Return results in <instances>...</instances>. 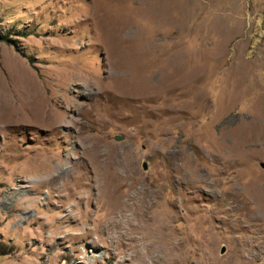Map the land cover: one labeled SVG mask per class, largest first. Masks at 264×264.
Here are the masks:
<instances>
[{"label": "rangeland", "instance_id": "1", "mask_svg": "<svg viewBox=\"0 0 264 264\" xmlns=\"http://www.w3.org/2000/svg\"><path fill=\"white\" fill-rule=\"evenodd\" d=\"M1 35L0 264H160L162 245L95 201L78 154L94 141L158 190L194 178L169 227L209 229L220 264H264V0H0ZM44 101L61 123L9 122Z\"/></svg>", "mask_w": 264, "mask_h": 264}, {"label": "bare ground", "instance_id": "2", "mask_svg": "<svg viewBox=\"0 0 264 264\" xmlns=\"http://www.w3.org/2000/svg\"><path fill=\"white\" fill-rule=\"evenodd\" d=\"M117 89H119L120 92L124 91L122 85H119ZM58 103L60 104V102ZM52 106H54L56 109L59 108V106H57V103L56 105H50V103L47 101H44L40 105L33 104V107H31V115H25L24 113H21L20 110L15 108L12 111L13 113L9 114L8 120L11 123H18L27 121V117L29 119L31 117L32 119H30L29 121L32 120L35 123L40 122L41 124H46L50 127H54L57 123H61L60 120H63V116H61V112H54V108H52ZM63 115H65V113ZM85 127L82 129V132L84 131L86 135L88 132V128ZM94 142L93 144L81 147L80 153L78 154L81 158H88V160L92 163L94 167L95 174L98 175V179L96 181V185H98V187L97 193L95 194L94 198L95 201L105 207V209L107 210V214H112L117 211L120 213L121 218L125 219V221L121 222L118 218L119 223L117 224L120 229H124V226L128 225L129 228L135 229V232L144 231L145 235H143L142 237H147L149 239L152 238V243H158L162 245L165 254L158 260V263L160 264H220L218 260L215 259V257L204 252V249L211 245V241L207 239L202 242L200 237L202 235H209V229L203 231L200 230L199 223L197 222H194L190 226L189 234L182 232L176 233L172 230L173 228L171 229V227H169L171 221V214H169V211L165 209L168 206V201H171L172 207L175 206V204L182 202V200L180 201L179 195H177L175 190L177 188H181L184 183L191 184L193 189L198 190V185H196V182L192 181L194 178L190 181L182 177V175L180 176L178 174L170 177V182L161 178L160 183L162 184V189L158 190L155 184L153 185V183H148L143 179H138L137 172L129 173L127 170L125 171L123 169V171H125L126 173L123 172L125 175H122V170L120 169L121 173H119L116 170L117 168H114L115 166H117L115 165V163H119V161L114 163L110 162V165H108L107 163L105 164L106 161L103 160V157L106 155H110L113 148L109 146H103L101 145L102 143L98 144ZM66 154L70 156L71 154L73 155L74 152L69 149L68 151H66ZM36 162L37 161L32 160V158H30L28 164L33 165ZM82 162L85 161L82 160ZM174 168L176 172L180 171L178 165L175 164ZM50 174L51 176L49 178L47 177V179L44 181V184L52 182L53 179L56 177L52 176V173ZM81 177H83V175H80V177L78 178L72 179L73 181H76L77 179L79 180V178ZM88 181L91 182L90 180ZM162 181L165 184H163ZM90 197L91 195L88 193V195H86L87 201L90 200ZM262 201L260 202L259 206L264 207V202ZM174 208L175 207H173V209ZM260 210L261 209H259V211ZM257 212H255L254 210L244 212V214L246 215L245 218L249 222V224H247L249 227L255 226L254 220L258 219ZM127 213L128 215L133 214L135 217H137L138 225L133 224V222L128 219L129 217L127 216ZM120 235L122 236V234ZM134 239H136L134 238V236L130 238L128 237L127 241L133 242ZM173 252H177L179 254V257L175 258L174 256H172ZM235 260L237 263L240 261H244L241 257H235ZM149 261V263L145 261L143 264L157 263V261L155 260ZM225 264H234V262H226Z\"/></svg>", "mask_w": 264, "mask_h": 264}, {"label": "trees", "instance_id": "3", "mask_svg": "<svg viewBox=\"0 0 264 264\" xmlns=\"http://www.w3.org/2000/svg\"><path fill=\"white\" fill-rule=\"evenodd\" d=\"M0 38L7 39V37L5 35H1ZM9 250H10V247H7L5 244L0 243V255L8 253Z\"/></svg>", "mask_w": 264, "mask_h": 264}, {"label": "water", "instance_id": "4", "mask_svg": "<svg viewBox=\"0 0 264 264\" xmlns=\"http://www.w3.org/2000/svg\"><path fill=\"white\" fill-rule=\"evenodd\" d=\"M113 139L114 140H121L122 139V136L121 135H114L113 136Z\"/></svg>", "mask_w": 264, "mask_h": 264}]
</instances>
